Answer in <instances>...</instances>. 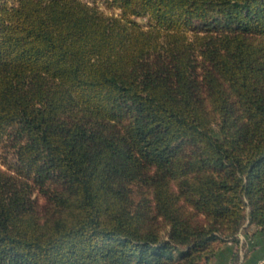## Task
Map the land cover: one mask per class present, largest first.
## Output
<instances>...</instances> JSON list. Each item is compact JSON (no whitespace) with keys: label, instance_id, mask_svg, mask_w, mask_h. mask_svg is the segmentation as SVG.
<instances>
[{"label":"trees","instance_id":"16d2710c","mask_svg":"<svg viewBox=\"0 0 264 264\" xmlns=\"http://www.w3.org/2000/svg\"><path fill=\"white\" fill-rule=\"evenodd\" d=\"M108 4L0 0V264H204L264 231V0Z\"/></svg>","mask_w":264,"mask_h":264},{"label":"rangeland","instance_id":"374dc122","mask_svg":"<svg viewBox=\"0 0 264 264\" xmlns=\"http://www.w3.org/2000/svg\"><path fill=\"white\" fill-rule=\"evenodd\" d=\"M84 1L96 5L99 9L109 15H117L119 13V9L110 6L108 0ZM137 20L142 24L146 23V19L144 18H137ZM254 230V226H246L241 229L238 233L240 239L239 245L231 241L228 242L227 245L223 246L218 251L215 257H213L208 263L204 264H229L233 253L237 250L240 255V264H264V249L254 253V250H256L255 247H257V241L254 242L252 238L258 233L253 234Z\"/></svg>","mask_w":264,"mask_h":264},{"label":"crops","instance_id":"0c3cea01","mask_svg":"<svg viewBox=\"0 0 264 264\" xmlns=\"http://www.w3.org/2000/svg\"><path fill=\"white\" fill-rule=\"evenodd\" d=\"M252 239L254 242L257 241V247H255L256 250H254V253L264 249V232H258Z\"/></svg>","mask_w":264,"mask_h":264}]
</instances>
